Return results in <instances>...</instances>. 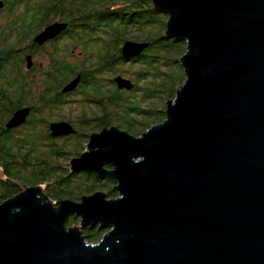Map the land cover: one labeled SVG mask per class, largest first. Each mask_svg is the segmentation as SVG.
<instances>
[{
    "label": "water",
    "instance_id": "95a60500",
    "mask_svg": "<svg viewBox=\"0 0 264 264\" xmlns=\"http://www.w3.org/2000/svg\"><path fill=\"white\" fill-rule=\"evenodd\" d=\"M151 2L168 15L165 36L187 43L166 118L138 137L117 126L91 133L71 158L73 172L113 179L116 198L97 190L54 203L32 185L0 201V264H264V0ZM147 46L128 40L122 53ZM50 129L74 132L65 121ZM88 224L108 231L88 242Z\"/></svg>",
    "mask_w": 264,
    "mask_h": 264
},
{
    "label": "trees",
    "instance_id": "16d2710c",
    "mask_svg": "<svg viewBox=\"0 0 264 264\" xmlns=\"http://www.w3.org/2000/svg\"><path fill=\"white\" fill-rule=\"evenodd\" d=\"M38 7L41 11L46 9L43 13L46 21L50 19V13H54L56 18L61 14L64 19L71 18L73 28L88 30L89 44L81 63L73 61L72 69L68 72L66 65L61 62L64 65L62 73L57 74V87L70 74L72 78L80 75V93L87 97L86 101L90 104L89 111L82 106V116L75 118L80 123V129L70 136L79 139L80 149L92 130L102 124L113 123L132 135H138L166 118L167 102L175 98L177 90L186 79L181 62L177 61L176 65L170 53L177 49L181 58L187 50V43L165 36L166 17L154 8L151 0H40ZM128 40L148 43V46L138 55L125 56L122 48ZM127 62L138 65L131 72L134 75L131 89H118L102 83L106 80L102 75H112L118 70L126 71L122 68ZM178 66L179 75L176 74ZM142 80L147 83L150 93L143 91L145 86L140 84ZM57 94L55 99L59 104L64 96L59 98L58 88ZM20 98L12 94L0 97V201L16 195L28 186L43 183L47 184L46 195L52 202L62 198L78 201L83 195L98 190L102 184L99 182L101 177L88 172L76 174L72 170L70 174L64 175L58 170L60 167L54 163L60 160L59 156L66 155L68 150L53 140L51 129L35 131L36 126L33 125L29 128L34 131L20 136L16 133L19 129L11 131L6 127L4 121L15 110L17 103L21 102ZM31 98L30 102L35 106L36 101H41L38 96ZM44 129L46 135L42 137ZM36 138L50 141L49 150L37 149ZM80 149L77 150V156L82 153ZM50 171L58 176L52 183L46 180ZM105 180L107 193L117 196V192L113 191V180ZM71 222L72 218L68 226ZM107 231L99 229V226H86L84 234L88 242H95Z\"/></svg>",
    "mask_w": 264,
    "mask_h": 264
},
{
    "label": "flooded vegetation",
    "instance_id": "af4514ba",
    "mask_svg": "<svg viewBox=\"0 0 264 264\" xmlns=\"http://www.w3.org/2000/svg\"><path fill=\"white\" fill-rule=\"evenodd\" d=\"M39 1L0 0V97L3 94H12L15 97L21 96L19 99L21 102L17 103V107L10 113V116H7L8 118H6L4 124L6 125L16 111L28 108L29 114L25 121L17 127H13V129L7 127L9 130H21L33 125L36 126L38 122H44L45 128L50 130L52 122L65 121L73 127L74 132L72 134L75 135L80 129L78 119L60 114L61 116L52 120L49 115L69 101H82L78 100V98L73 100L69 98L73 96L84 98V106L85 108L87 107L88 103H85L87 102V97L80 93L82 87L80 84L81 80L73 89L65 90V87L71 81L76 78L80 79V75L72 78L70 74L68 79L64 80L57 87V81L59 80L57 79V74L58 72L62 73L61 68L64 65L61 62L66 65L65 68L68 72L72 69L73 61L81 63L85 57V49L89 44L88 30L73 28L71 18L64 19L61 14L56 18L54 13H50V19H47L48 21L44 20L43 13L46 9L40 10L38 7ZM57 22L64 23L65 27L52 37H48L42 41L38 40V36L48 26ZM110 76L112 77L106 80L109 82L108 85L119 89L120 87L116 82V78L121 76L119 70ZM102 83L104 84L103 81ZM57 88L60 93L59 98L62 99L64 96V100L59 101L60 103L62 102L61 104H58L57 99H55L56 95H58ZM34 96H38L42 101H36L37 106L33 102H30L32 101L31 97ZM90 103L91 105H95L93 102ZM80 116H82L81 113ZM32 120L36 123L31 122ZM113 126L117 125L113 123L109 125L102 124L95 127L92 133L100 132L104 128H111ZM90 134L87 137V145ZM106 168L110 169L111 167L106 166ZM99 177L111 179L107 176ZM71 218L74 219V217ZM86 226L98 225L88 224ZM85 228H82L83 234Z\"/></svg>",
    "mask_w": 264,
    "mask_h": 264
},
{
    "label": "rangeland",
    "instance_id": "374dc122",
    "mask_svg": "<svg viewBox=\"0 0 264 264\" xmlns=\"http://www.w3.org/2000/svg\"><path fill=\"white\" fill-rule=\"evenodd\" d=\"M163 15L166 17V21H167L168 15H166V14H163ZM183 42H185V41H183ZM170 57L173 60H176V65H177L178 64L177 61H180L179 51L177 49L174 50V51H172L170 53ZM135 64L136 63L127 62V64L126 65H123V68H122V69H124L126 71L120 72V75L123 76L126 79L132 80L133 79L132 77H134V75L131 72L134 71L135 68H138V65H135ZM179 71H180V67L178 66V68L176 69V74H178ZM179 74H181V73H179ZM110 75L104 74V75H102V78H106V80H108L110 77H112ZM106 80H104L103 82L108 84L109 82L106 81ZM140 84L142 86H145V87H143V91L146 94L151 92V90H149L147 88V83L144 80L140 81ZM140 93H141V91H140ZM69 98L72 99V100L75 99V98H78V100L80 99L82 101H69V102H67V104L62 105V107L60 109L52 112L49 115L51 117L50 119L54 120L55 118H58L61 115H67L69 117L71 116L72 118L75 119L78 115H80V113H81V107L84 105V102H83V99L84 98L79 97V96H73V97H69ZM85 103H87V102H85ZM143 104H146V103L143 102ZM89 106H90V104L88 103L87 104V110L89 109L88 108ZM45 127H46V125H45L44 122H38L37 125H36V127L34 128V130L35 131H40V130H42ZM34 130L31 129V128H29V127H26V128L21 129L20 131H18L16 133H18V135H20V136H25V134H27V133H29L31 131H34ZM41 135H42V137H45V135H46L45 129L42 131V134ZM72 135H74V134H69V135H65V136L54 137V139H53L55 142H58L59 144L63 145L64 148L66 150H68V152H66V155L59 156L58 159H60V160H57V162H55V160L53 161V162H55L54 164H57V166L60 167V169H58V170L62 174H64V175H67V174H70L71 173V171H70L71 170L70 159L73 158V157H75V156H77L76 155L77 154V150L80 149V146H79L80 142H78L79 139L78 138L70 137ZM140 135L141 134H138V135H135V136H140ZM86 139L88 140V138H86ZM36 140L37 141L35 142V145H36L37 149L43 150V151L49 150L48 148L50 146H48V143L50 141H48V140H40L38 138H36ZM81 146H82V148L80 149L81 152H84V151L88 150V148H87V142H84L83 141ZM52 147H54V146L52 145ZM32 156H33V153H32ZM52 159H53V157H52ZM32 161H33V159H32ZM75 173L76 174H80V173H85V172H75ZM1 175H2V173L0 171V176ZM57 179H58V176L55 173L51 172V171H50L49 175H46V180H48L49 183H52V182L56 181ZM99 182L102 183V184H101V186H100V188L98 190H101V191H104L105 193H107V190H108V186L106 185L107 184V181L102 178V179H100ZM112 184H114V185L116 184L114 180H113V183ZM46 185H47L46 183H43V184H39V185H36V186H41L43 192L46 194ZM95 187H94V190L96 189ZM95 191H97V190H95ZM95 191H93V192H95ZM113 191L114 192H117V196L119 195V193H118L117 190L113 189ZM93 192H91L89 194H92ZM117 196H110L109 193H107V197L108 198H116ZM53 202L56 203L57 200H53ZM68 223H69V221H68ZM72 223H74V224H72ZM73 225H81L80 218H74L73 219V222H71V224L69 226H73ZM98 241H95V242H98ZM95 242H93V243H95Z\"/></svg>",
    "mask_w": 264,
    "mask_h": 264
}]
</instances>
